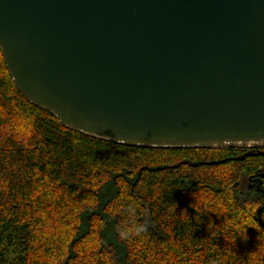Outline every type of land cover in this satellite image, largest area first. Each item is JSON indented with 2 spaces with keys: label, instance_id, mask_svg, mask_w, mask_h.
I'll return each mask as SVG.
<instances>
[{
  "label": "water",
  "instance_id": "water-1",
  "mask_svg": "<svg viewBox=\"0 0 264 264\" xmlns=\"http://www.w3.org/2000/svg\"><path fill=\"white\" fill-rule=\"evenodd\" d=\"M16 89L84 135L264 147V0H0Z\"/></svg>",
  "mask_w": 264,
  "mask_h": 264
},
{
  "label": "trees",
  "instance_id": "trees-1",
  "mask_svg": "<svg viewBox=\"0 0 264 264\" xmlns=\"http://www.w3.org/2000/svg\"><path fill=\"white\" fill-rule=\"evenodd\" d=\"M0 264H264V147L84 135L29 102L0 53Z\"/></svg>",
  "mask_w": 264,
  "mask_h": 264
}]
</instances>
